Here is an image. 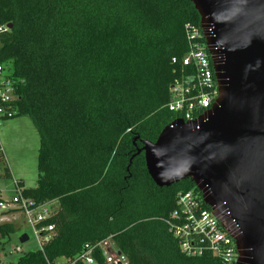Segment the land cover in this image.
Masks as SVG:
<instances>
[{
  "label": "trees",
  "instance_id": "trees-1",
  "mask_svg": "<svg viewBox=\"0 0 264 264\" xmlns=\"http://www.w3.org/2000/svg\"><path fill=\"white\" fill-rule=\"evenodd\" d=\"M188 24L199 29L190 0H0L12 118L29 116L39 136L36 186L21 192L57 204L38 225L53 227L50 241L15 264H83L85 247L108 238L128 264H223L206 249L185 256L170 232L176 196L198 194L193 184L157 188L143 154L132 158L175 120L169 88L191 73L181 60L192 44L203 47ZM92 256L104 264L100 250Z\"/></svg>",
  "mask_w": 264,
  "mask_h": 264
},
{
  "label": "water",
  "instance_id": "water-1",
  "mask_svg": "<svg viewBox=\"0 0 264 264\" xmlns=\"http://www.w3.org/2000/svg\"><path fill=\"white\" fill-rule=\"evenodd\" d=\"M190 3L217 98L206 117L173 120L132 158L143 154L157 188L189 180L233 240L235 264H264V0Z\"/></svg>",
  "mask_w": 264,
  "mask_h": 264
},
{
  "label": "built area",
  "instance_id": "built-area-1",
  "mask_svg": "<svg viewBox=\"0 0 264 264\" xmlns=\"http://www.w3.org/2000/svg\"><path fill=\"white\" fill-rule=\"evenodd\" d=\"M188 39L202 38L200 28L185 27ZM7 30L0 27V34ZM203 39V38H202ZM204 47V46H203ZM200 44L193 43L190 51L181 60L183 67L192 71L182 80H175L169 88L167 109L175 114V119L185 123H197L207 116L217 98V88L209 55ZM175 63V59L172 60ZM17 96L10 78L8 67L0 65V127L11 119L16 111L12 104ZM46 205L35 206L32 201L26 200L21 189L16 187L13 198L3 201L0 196V213L3 215L19 214L23 218L37 239L39 249L50 241L52 226L38 227L53 211ZM176 209L170 216V232L178 239L179 249L187 257H200L206 249L213 257L220 259L223 264H235L237 253L233 240L222 228L220 222L212 216L211 211L201 200L199 194L191 191L178 193ZM174 222H177L176 224ZM79 261L83 264H95L92 252L100 250L104 264H128L125 256L117 252L110 239L103 240L92 247H85ZM19 252V248H15Z\"/></svg>",
  "mask_w": 264,
  "mask_h": 264
},
{
  "label": "rangeland",
  "instance_id": "rangeland-1",
  "mask_svg": "<svg viewBox=\"0 0 264 264\" xmlns=\"http://www.w3.org/2000/svg\"><path fill=\"white\" fill-rule=\"evenodd\" d=\"M0 147L4 156V163L0 165V196L9 202L16 187L28 190L36 186L39 136L31 118L21 115L6 120L0 127ZM4 168L9 170V178L2 175ZM48 207L55 211L57 204L53 202ZM5 224H12L15 231L7 237L0 235V264H15L21 255L39 250L37 239L21 215L0 213V226ZM22 235L28 240L21 244Z\"/></svg>",
  "mask_w": 264,
  "mask_h": 264
}]
</instances>
